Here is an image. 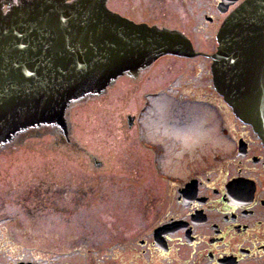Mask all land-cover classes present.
Masks as SVG:
<instances>
[{
	"label": "flooded vegetation",
	"instance_id": "obj_1",
	"mask_svg": "<svg viewBox=\"0 0 264 264\" xmlns=\"http://www.w3.org/2000/svg\"><path fill=\"white\" fill-rule=\"evenodd\" d=\"M30 1L33 0H0V10L5 13ZM63 1L71 3L76 0ZM245 1L105 0L110 11L135 23L180 31L191 41L194 51L201 54L159 57L136 75L126 73L118 77L100 95L87 96L73 103L70 108L84 101L88 107L90 102L113 94L115 108L124 103L128 110L129 101L126 104L123 94L128 83L138 85L145 80L154 81L158 74L167 78L162 80L167 81L165 85L147 88L132 113L112 111L104 117L103 113L93 115L95 112L90 108L84 110L85 144L70 141L69 128L65 135L51 127H38L27 129L16 139L0 146V154L24 144L27 139L46 141L49 135L54 142L38 143L41 148L37 149L35 156L23 146L19 164L26 174L32 172L33 167L37 176H49V172L55 173L53 164L57 165L58 156H50V153L65 150L73 157L72 152L78 151L77 159L70 158V164L63 165L68 166L71 173L68 180L72 183L89 184L93 179L104 178L106 175L103 177L102 173L105 171L121 172L123 174L118 176L125 177L128 182L143 184L153 179L162 190L157 199L154 192L132 191L128 196L119 197L118 207L111 203L108 209L117 216L114 224L117 229L139 220L143 226L130 237L117 236L99 259L87 257L92 254L90 250L80 252L78 247L56 255H27L11 238L8 230L11 218L1 215L0 264H264V147L252 128L236 118L216 92L212 84L211 59L202 55L215 51L218 28ZM185 23H189L187 27ZM195 59L203 63H192ZM200 73H205L206 83L196 87L192 80L195 81ZM162 97L168 100L169 109L161 121L159 112L151 117L149 110L154 107V101ZM187 102L207 105L205 109L213 116H205L211 124L209 138L215 136L213 143L196 145L193 151L185 144L183 137L186 138L187 133L179 132L190 129L198 118V115H188ZM213 103L220 107L211 108L212 112L209 107H213ZM67 121L70 125L68 117ZM151 122H158L156 134H152ZM93 142L99 144L100 152L91 150L95 146ZM172 148L178 154L175 157L171 154ZM39 153L47 159L51 157V162L43 157L37 160ZM107 177L113 181L116 176ZM94 193L82 189L69 194L53 193L55 196L40 205L43 209L55 208L57 196L66 199L71 194L70 211L61 213L66 222L59 225L70 230L85 229L80 222L70 220L81 217L90 227V215L94 214L93 223L107 228L100 217H95L100 213H92L106 203L101 193L98 197ZM139 193H144V197H138ZM124 207L125 211L122 210ZM76 254L82 256L78 262L72 260Z\"/></svg>",
	"mask_w": 264,
	"mask_h": 264
},
{
	"label": "water",
	"instance_id": "obj_2",
	"mask_svg": "<svg viewBox=\"0 0 264 264\" xmlns=\"http://www.w3.org/2000/svg\"><path fill=\"white\" fill-rule=\"evenodd\" d=\"M212 84L264 147V0H246L221 23ZM180 31L135 23L105 0H33L0 10V146L27 129L68 133V110L165 55L192 57Z\"/></svg>",
	"mask_w": 264,
	"mask_h": 264
},
{
	"label": "rangeland",
	"instance_id": "obj_3",
	"mask_svg": "<svg viewBox=\"0 0 264 264\" xmlns=\"http://www.w3.org/2000/svg\"><path fill=\"white\" fill-rule=\"evenodd\" d=\"M187 24L189 23H185L186 27L188 26ZM191 62L203 63V61H201L200 59H195ZM187 63L189 62L187 61ZM204 74L205 73H200V75L196 76L195 81L192 80L196 87L199 84L204 85L206 83ZM155 77L156 80L154 81L145 80L143 83L138 85L130 83H128L129 85H126V91L123 94H125V98L127 99L125 100L126 104L129 101L127 104L128 110L124 108V103H121V107L118 106V109L115 108V99L113 98V94L108 95L107 98H101L100 100L98 99L95 102H90L91 104L88 107L85 106L86 101H84L81 104L70 108L68 110L70 141L75 142L76 140L77 143H87V141L85 140L86 135L84 134L83 130L84 125L86 126L84 110L90 108L95 112V114L93 115L96 116L103 113L104 117H106V115H109V113L112 111L120 114L121 111L126 110V114L132 113L134 108L139 105L141 99L140 97L147 91V88L161 87L167 82L162 81L166 78L164 74H158L155 75ZM188 78H190L189 73ZM199 89L200 91L202 90V88ZM117 104H119L118 101ZM168 104V100L163 97L159 98V100H155L154 107L149 110V116L155 117L156 113L159 112V119L164 120L166 117L165 112L167 111V109H169ZM187 106L189 113L188 115H198L197 121L192 127H190V129L179 131L180 133L186 132V138L183 137V135L180 133L176 134L182 136L185 139V144L188 147L187 149L193 151L194 146L196 145H205L206 143L210 145L211 143H213L215 136L212 137L213 139L209 138L211 124L209 123L210 121H207L209 120V118L205 117L210 116L211 118L213 116L208 110L205 109L208 107L207 105H198L197 103L187 102ZM212 106L213 107H209L211 111V108L215 109V107H220L217 103H213ZM114 108L117 110H115ZM157 123L158 122L150 123V127L154 128V133L152 134H156V131L158 130ZM160 125L164 124L160 122ZM215 125L216 124H214V126ZM213 132L217 136L215 127ZM45 140L46 141L39 138L27 139L24 141V144L19 146L17 145L13 147L12 150H8V152H3L4 154H0V216L4 215L11 218L8 221V230L11 234V238L13 239L16 246L21 248L22 251L27 255L36 254L40 256L47 253H49L50 255H56L72 247H78L80 249V252L86 253L88 250H90L92 254L86 255L87 257L95 256V258L99 259L102 254H105L104 252L106 250V246L110 245V243L114 241L117 236L122 235V237L124 238L130 237L135 233L137 228L140 229L143 226V222H140L139 220L137 223H133L126 228L117 229L114 226L117 216L114 213L109 212L108 209L110 206H112L111 203L115 207H118L119 204L117 201L119 200V197H121L122 195L128 196L132 191L154 192L155 194H157L155 196V199H157V197L159 196L158 193H160L162 189L161 187H158L159 184H156V182L154 183L153 179H149L146 183L143 184L135 181L128 182L125 177H121L120 175L118 176V174H120L121 172L113 174L114 172L107 171H105V173H102L103 177L106 175L104 178L93 179L91 183H89L90 185L81 182L72 183L68 180L71 175V173H69L67 170L68 166L66 167L63 165L70 164L68 163L70 161V158L74 157L75 159H77V155H80L79 153H77L78 151L72 152L74 153L73 155L71 154L73 157H70L65 150L56 153L52 152L53 154L50 153V156H53L54 154H58V156L57 165L53 164L55 166V173L51 174L49 172V176H37L38 173H36V168L34 169L33 167L31 169L33 171L27 172L26 174L25 170H22V167L19 164V159L22 157L23 146L25 145V149L29 150L28 152H32L35 156L37 149L41 148L40 144L38 143L54 142V139L49 135H47ZM94 140L98 142V138H95ZM92 144H94L95 146H92L91 150L97 153L100 152L99 144H97L96 142H93ZM183 152L184 151H182L181 153ZM40 154L41 153L37 154V160L43 157L45 161L51 162V157H48L50 159H47L45 156H41ZM171 154L174 157L178 155L177 153H174L173 148ZM30 159L33 160V158ZM132 159L134 158L132 157ZM58 161H61V163H58ZM75 163L77 164L78 161L76 160ZM91 171L96 172V170ZM29 174L33 175L31 176ZM102 174L99 173V175ZM110 175L116 176L113 181H111L107 177ZM79 189L95 192L93 195L97 197L99 196L98 193H101V195L104 197L103 199L106 200L105 205L102 204V208H100V210H96L92 213H100V215H96L95 217H100L102 224H106L107 228H104L102 225H98L97 223H93L92 220L94 214L90 215V227H88L87 224L83 223L86 221L85 219L82 220L81 217H79V220H77L76 218L75 220H70V222H80L81 226L85 229L70 230L65 229L64 227L59 225V223L66 222L64 215H62L61 213H67L70 211V207L72 206L70 200L71 194L66 199L62 196H57L58 199L56 201L55 207L56 211H54L55 208L43 209L44 207L40 205L41 202H44L45 200H47L48 202L52 196H55L53 193H58L59 195V193L61 192H66L69 194V192H73ZM140 196L144 197V193H142V195L141 193H139L138 197ZM122 201L124 200L122 199ZM125 209L126 207H124L122 210L125 211ZM81 259L82 256L76 254L72 260L78 262V260Z\"/></svg>",
	"mask_w": 264,
	"mask_h": 264
},
{
	"label": "bare ground",
	"instance_id": "obj_4",
	"mask_svg": "<svg viewBox=\"0 0 264 264\" xmlns=\"http://www.w3.org/2000/svg\"><path fill=\"white\" fill-rule=\"evenodd\" d=\"M113 141V140H112ZM114 142V141H113ZM113 152H115V148H113Z\"/></svg>",
	"mask_w": 264,
	"mask_h": 264
}]
</instances>
